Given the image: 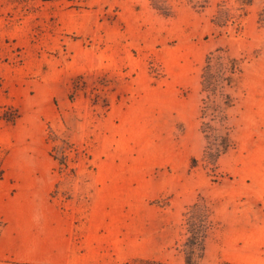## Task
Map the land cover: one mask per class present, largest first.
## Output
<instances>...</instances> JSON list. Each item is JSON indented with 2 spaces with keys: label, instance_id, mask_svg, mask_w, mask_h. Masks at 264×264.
Instances as JSON below:
<instances>
[{
  "label": "rangeland",
  "instance_id": "374dc122",
  "mask_svg": "<svg viewBox=\"0 0 264 264\" xmlns=\"http://www.w3.org/2000/svg\"><path fill=\"white\" fill-rule=\"evenodd\" d=\"M47 241L264 264V0H0V264Z\"/></svg>",
  "mask_w": 264,
  "mask_h": 264
},
{
  "label": "crops",
  "instance_id": "0c3cea01",
  "mask_svg": "<svg viewBox=\"0 0 264 264\" xmlns=\"http://www.w3.org/2000/svg\"><path fill=\"white\" fill-rule=\"evenodd\" d=\"M43 251L48 253V255H46L45 258L50 261V262H46L45 264H55V263H52V262H56V260L52 259L51 251H53V247H52L51 242L47 241V244H45V243L43 244ZM66 255H67V257H65V258L67 261L69 259L70 249H67ZM63 259H64V257L61 258L59 261L62 262ZM37 264H39V263H37Z\"/></svg>",
  "mask_w": 264,
  "mask_h": 264
},
{
  "label": "trees",
  "instance_id": "16d2710c",
  "mask_svg": "<svg viewBox=\"0 0 264 264\" xmlns=\"http://www.w3.org/2000/svg\"><path fill=\"white\" fill-rule=\"evenodd\" d=\"M227 264V263H226Z\"/></svg>",
  "mask_w": 264,
  "mask_h": 264
}]
</instances>
